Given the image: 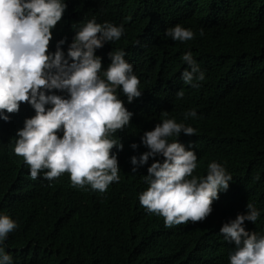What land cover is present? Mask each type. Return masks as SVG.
<instances>
[{"label":"trees","instance_id":"1","mask_svg":"<svg viewBox=\"0 0 264 264\" xmlns=\"http://www.w3.org/2000/svg\"><path fill=\"white\" fill-rule=\"evenodd\" d=\"M67 7L50 39L71 42L74 24L94 19L122 24L118 41L96 50L102 68L108 53L126 52L142 94L127 102L129 124L113 133L123 150L117 153L118 182L104 192L73 186L67 172L55 181L32 179L11 140H0V213L17 223L6 249L14 264H228L234 244L219 232L223 223L253 203L261 215L247 230L264 235V0H65ZM180 24L194 32L190 41H173L165 28ZM201 29L203 35H200ZM67 50V43L62 46ZM55 50L54 49L52 51ZM191 51L205 73L198 88L183 84L181 60ZM183 88L184 96L175 93ZM58 95H67L53 90ZM189 109L197 118H184ZM166 118L196 129L177 139L197 154L194 175L203 176L212 161L232 180L218 193L203 220L166 228L138 199L147 188L148 164L132 171L130 157L147 151L140 143L146 130ZM138 147L132 149L130 144ZM163 220V219H162Z\"/></svg>","mask_w":264,"mask_h":264},{"label":"clouds","instance_id":"2","mask_svg":"<svg viewBox=\"0 0 264 264\" xmlns=\"http://www.w3.org/2000/svg\"><path fill=\"white\" fill-rule=\"evenodd\" d=\"M66 7L65 0H0V140H11L14 154L23 158L32 179L48 183L67 172L73 186L88 185L104 192L120 180L113 148L123 150L124 145L113 133L124 129L133 115L118 98L117 89L128 103L140 97L142 90L123 49L108 53L106 68L96 54L105 43L121 38L122 24L84 19L73 25L78 30L71 42L67 37L56 43L50 40ZM164 35L185 42L195 34L175 24L165 28ZM181 60L187 67L180 80L198 88L204 71L190 50ZM175 96L182 98L183 88ZM197 115L189 109L184 118ZM181 132L192 135L196 129L173 118L163 119L140 137L147 151L130 157L133 172L148 164L149 158L162 157L147 166L142 178L148 186L138 199L166 228L203 221L212 212L218 193L226 191L232 180L216 161L208 163L205 175H194L196 151L169 139ZM130 147L138 145L133 142ZM260 215L253 203H247L245 212L220 227L224 240L234 244L228 264H264V235L244 226L245 221L255 223ZM16 228L13 218L0 213V264H14L5 242Z\"/></svg>","mask_w":264,"mask_h":264}]
</instances>
